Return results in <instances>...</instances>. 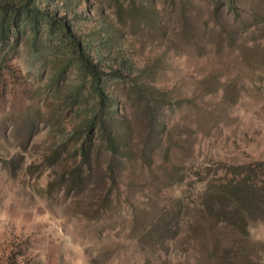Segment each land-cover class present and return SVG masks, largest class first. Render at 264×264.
I'll use <instances>...</instances> for the list:
<instances>
[{
    "label": "rangeland",
    "instance_id": "rangeland-1",
    "mask_svg": "<svg viewBox=\"0 0 264 264\" xmlns=\"http://www.w3.org/2000/svg\"><path fill=\"white\" fill-rule=\"evenodd\" d=\"M81 9L76 29L113 24L144 71L111 82L120 153L99 139L81 176L69 132L89 104L64 107L53 62L0 49V264H264V0Z\"/></svg>",
    "mask_w": 264,
    "mask_h": 264
},
{
    "label": "trees",
    "instance_id": "trees-1",
    "mask_svg": "<svg viewBox=\"0 0 264 264\" xmlns=\"http://www.w3.org/2000/svg\"><path fill=\"white\" fill-rule=\"evenodd\" d=\"M82 4L83 0H0V49L9 47L12 51L1 60H12L24 47L42 65L54 63L49 85L64 107L73 110L83 100L89 104L84 119L69 132L80 141L75 148L79 158L75 169L81 176V169L91 164L93 148L99 139H103L111 154L120 153L121 135L116 127L119 107L111 92V82L144 72L121 54L122 43L113 24L102 25L91 34L76 29L72 22L86 19ZM67 71L74 73L77 80L69 87L60 83ZM52 152L60 155L59 148ZM76 176L73 173V184L78 180ZM236 184L252 187L245 181ZM236 191L245 204L240 194L244 188L236 187Z\"/></svg>",
    "mask_w": 264,
    "mask_h": 264
}]
</instances>
